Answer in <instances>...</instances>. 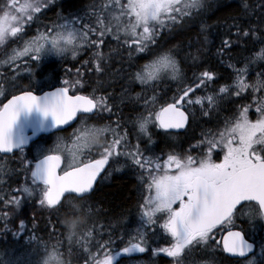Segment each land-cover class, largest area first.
Returning <instances> with one entry per match:
<instances>
[{
    "label": "snow or ice",
    "instance_id": "snow-or-ice-1",
    "mask_svg": "<svg viewBox=\"0 0 264 264\" xmlns=\"http://www.w3.org/2000/svg\"><path fill=\"white\" fill-rule=\"evenodd\" d=\"M53 7H59L57 0H4L0 6V46L17 42L22 46L12 48L3 63L19 68L16 62L22 60L32 76L33 67L39 68L46 57L64 61L70 54L75 60L83 50L94 49L83 66L98 78L86 95L81 93L89 82L80 68L75 70V79H64L59 87L45 85L54 90L42 95L35 94L33 83L13 84L20 95H13L0 110V153L18 150L21 169L30 174V180L12 189L16 194L8 193L7 198L0 195L3 232L11 231L7 225L25 202L36 200L40 209L55 214L60 226L67 228L69 243L76 239L87 253L85 264H124L121 257H127L128 264H143L135 256L144 253H163L172 258V264H189L194 254L201 259L192 264H222L221 257L235 264H264V238H255L257 230L264 228V72L247 82L251 65L264 63V47L243 68L231 62L234 48L250 50L245 45H264V0H259L255 23L251 17L257 9L247 0L237 9L238 15L224 21L227 38L221 37L215 56L231 69L225 76L201 63L211 42L207 35L210 26L201 20L208 10L206 0H108L89 5L83 14L57 12L55 20L42 24L43 30L37 28L36 35L28 37L26 29L40 23ZM197 23L202 40L195 53L190 50L192 44L183 40L169 46L170 38L183 36ZM109 36L118 48L106 54L101 49ZM113 55L122 63L115 74L123 73L119 78L128 83L118 96L106 91L110 81L103 79L113 75ZM125 62L132 71L123 67ZM182 63L196 69L191 78ZM222 79L231 82L221 83ZM167 81L180 87L170 102L160 103L156 90ZM135 83L144 90L133 96L131 86ZM148 90L154 94L149 96ZM245 100L251 103H241ZM124 106L132 116H124ZM33 111L52 118L51 127L40 126L47 132H63V125L71 127L70 122L76 121L78 126L67 138L71 146L57 136L51 147L38 146L33 160L26 159L25 148L34 140L18 124L21 114ZM250 111H254V119ZM221 112L231 115L221 119ZM113 115L115 120H111ZM204 118L215 120L216 128L202 131L201 139L195 144L189 141L187 149L173 143ZM129 125L135 132V143L130 139ZM154 130H162L159 138L165 147L159 151L153 148ZM125 168L136 178L138 223L117 237L123 247L111 232L108 239L102 238V225H93L81 234L75 222L81 215L87 220L93 216L89 201L100 182ZM65 217L74 218L71 230ZM32 223L35 230V217ZM47 227L55 233L51 217ZM19 229L26 231L24 220L19 221ZM162 233L166 234L162 239L167 247L153 248L155 237ZM22 235V231L13 232L18 239ZM28 235L26 243L35 247L0 264H57L63 257L59 241L49 244ZM88 244L95 251L86 247Z\"/></svg>",
    "mask_w": 264,
    "mask_h": 264
},
{
    "label": "trees",
    "instance_id": "trees-1",
    "mask_svg": "<svg viewBox=\"0 0 264 264\" xmlns=\"http://www.w3.org/2000/svg\"><path fill=\"white\" fill-rule=\"evenodd\" d=\"M100 0H57L59 7H53L51 11L47 12L45 20H54L56 19V13L62 12L64 15H69V13H80L82 14L85 10H82L84 7L92 4L93 2L96 3ZM243 0H206L208 5V10L202 15L201 20L207 23L209 27V31L207 35L209 36V40L211 41L207 45L208 51L204 54L201 59V63H203L204 67L210 68L212 70L218 71L221 76H225L231 72V69H228L226 65H223L219 62L218 58L215 56L216 47L219 46L221 37L227 38L224 36L226 31L224 27V21L228 19V17L232 15H238L237 9L242 6ZM247 3L253 6L254 9H257L256 15H252L251 19L252 22L255 23V20L258 18V4L259 0H247ZM97 4V3H96ZM88 22V21H87ZM228 23H231V20H228ZM34 27V26H32ZM37 27L41 30V24H37ZM31 30V29H30ZM236 31L235 28L232 29L234 33ZM32 33V31H31ZM28 33V36L32 34ZM199 33V24H192L191 29L184 34L183 36L177 38H170L169 46L171 44L180 43L182 40L185 43L190 42L192 44V48L190 49L193 53L196 52V49L200 46V41L202 37L198 35ZM27 38V37H25ZM95 38V37H93ZM234 38V37H233ZM107 40V41H106ZM111 41L113 39L111 37L105 38L106 46L113 44ZM110 42V43H109ZM115 45V44H113ZM112 46V45H111ZM264 47V45L255 44V45H245L246 49L250 50H243L240 47H236L233 49V54L235 59L231 62L235 64L236 67L243 68L245 64L248 63L250 60H253L256 53L260 51V49ZM112 50V49H111ZM111 50L108 48H104L102 51L106 54L109 53ZM92 51L94 49H86L83 50L82 53L74 60L72 59L71 55L68 56L67 60H60L59 58H50L48 61L43 62L41 65L44 68H54V76L56 83L60 84L61 81L66 79L65 73L66 69L65 66L68 64H83L85 60H90ZM179 59V57H178ZM121 61V58L118 56L113 55L112 61ZM141 63L146 62V60H141ZM122 65H119L121 67ZM125 69L127 65H123ZM181 67L184 69L185 74L188 78L192 77V72L196 71L194 68L188 67L186 64L182 63ZM119 69V68H118ZM264 72V63L260 61H255L248 72L247 75V82L251 83L256 79L257 73ZM72 73L74 76L72 79L76 78L75 69H72ZM83 76V75H82ZM85 79V76H83ZM221 83H230V80H221ZM136 84V93L142 92L143 86L139 83ZM180 87L175 81H167L162 83L158 88L157 92L160 95V103H164L166 100L170 101L172 95L176 94V89ZM151 90H148V95L151 96ZM198 94H202V91H198ZM247 95V94H245ZM142 103V102H141ZM241 103H251L250 100L241 101ZM140 110H143L142 108ZM253 112V111H251ZM230 112H221L220 118L223 116H230ZM222 119V118H221ZM205 121V122H204ZM204 122V124H203ZM215 120H203L198 123V125H194L192 130L188 133L187 136H180L177 137L174 144L185 143V142H196L200 139L199 130L203 128L211 129V127L216 128L217 122ZM203 124V125H202ZM214 124V126H213ZM162 130H155L157 133L156 138H158V148L161 149L165 147L164 142L159 138V132ZM171 150V149H169ZM33 160V159H32ZM20 164V163H17ZM17 164L10 163L6 160H2L0 158V167L6 165V170L12 173L13 177L6 181V183H0V195H5L7 198V194H16L12 192V189L19 188L25 183L30 180V174L23 171H17L15 166ZM135 198V190L133 186V182L126 176L118 175L115 176L114 179L110 184H104L99 187V190L95 193V195L89 201L90 206L96 211L93 210V216L87 220L85 225L92 227L93 225L96 226H103L102 231H112V223L118 222H125L127 216L130 215V209L133 206V201ZM0 210H2V204H0ZM35 217V225L37 233H33V218ZM49 217H51L52 223L56 225L55 233L47 227ZM63 216H61V220H63ZM24 220L26 225V231L19 229V221ZM7 227L11 229L7 233L3 232L4 229V222L0 221V261L8 260L10 258L15 259L23 256L25 253L30 252L35 245L29 246L26 241L29 238V233L32 235L35 234L37 237L42 238L43 242L54 244L58 241L55 240L56 234L58 233L62 237L67 236V228L61 227L60 222L56 220L55 214L51 213L50 211L40 209L38 206V202L36 200L27 201L24 203L23 207L19 210V212L11 217L10 222L8 223ZM81 234L86 232L87 230H82ZM22 231L23 235L21 238H16L13 236V232ZM104 233V232H103ZM112 233V238L116 239L117 244H120V241L117 239L119 236L116 233V230ZM261 233L264 234L261 230ZM123 234V233H122ZM95 236V232H94ZM95 238H101L96 236ZM103 239H108L107 233H105L102 237ZM76 241V240H75ZM61 246H64V242H59ZM75 246V247H74ZM123 247L122 244H120ZM86 247L91 248V244L86 245ZM64 247L61 248L63 252V257L65 259L71 257L72 264H85V260L88 258V255L85 251L81 249L79 245H71V247H67V250H63ZM66 249V248H64ZM92 251H95L94 248H91ZM10 251V252H9ZM127 262V261H123Z\"/></svg>",
    "mask_w": 264,
    "mask_h": 264
},
{
    "label": "flooded vegetation",
    "instance_id": "flooded-vegetation-1",
    "mask_svg": "<svg viewBox=\"0 0 264 264\" xmlns=\"http://www.w3.org/2000/svg\"><path fill=\"white\" fill-rule=\"evenodd\" d=\"M3 3H4V0H0V6H2ZM27 31H28V33H31L32 30H27ZM33 33L34 32L32 31V33H31L32 35L36 34V33L35 34H33ZM18 43L19 42L10 43L7 46H0V74H3V75H0V85H2V88H3V94L0 95V109H2V107L5 105L7 100H9L13 95L20 94L19 88L13 87L14 83L17 85H28L29 83L35 84L36 88L33 89L35 94H40L43 91H46L49 88H51V87L45 86V85L50 84V83L55 84L56 86H60V84L56 83V81H55V76H54L55 69L54 68H50V67L44 68L42 65L39 68L33 67L34 75L30 76L29 72L27 71V69L24 67V65L22 63V60H18L16 62L18 65H20L19 68H16L15 66H10L8 64L3 63V61L6 60L9 55H11V49L14 48ZM107 48L109 50L116 49L115 47L113 48V46H111V48L109 46H107ZM119 65H122L121 61H119V60L118 61H111L110 72L113 73V75L103 77V79L110 81V86L106 88V91L109 93H112L114 96H118L123 88L128 87L127 79H120L119 78L120 75H124V74L123 73L115 74L116 70L118 68L120 69L122 67V66L119 67ZM123 65H127V63L125 62V63H123ZM77 68L81 69L82 75L85 76V79L88 80V82H89L88 86L81 93V94L86 95L91 91V87L94 86V81L98 77H96L92 72H90L88 70V68L84 67L83 64H68L65 66V69L66 70L70 69L71 71L65 73L66 79H72V77L74 76V74L72 73V69L76 70ZM127 71L130 72V71H132V69H127ZM41 88L43 89V91L40 90ZM69 94H72V92L70 91ZM131 94L133 96L136 94V84H133L131 86ZM123 114L125 117H130L133 115V113L130 111L129 107H127V106L123 107ZM116 118L117 117L115 115L111 116V120H115ZM223 118L224 117H222V119ZM250 118H253V117H251V115H250ZM104 122L106 123L108 121L105 120ZM91 123H98V122L97 121H91ZM71 125H72L71 127L68 126V127L64 128L65 131H63V132H57L56 131V132H51L49 134L40 135L38 139L30 142L28 144V146H26L25 152H24V157L28 160H32L36 156V152H34V150L39 145L43 144L46 147H51L56 142L57 136H61L62 133H67L68 136L70 137L74 128L77 127L78 124L76 121H74V123H72ZM128 127H129V132H130V139H132V142L135 143V132L131 128L130 125ZM153 139L156 140V144L153 145V148H155L157 151H159L158 142H157L158 138H156V135H154ZM68 140H69V146H71V140L70 139H68ZM180 146L182 148L187 149L188 143L187 142L181 143ZM192 154L195 155L196 153L193 152ZM0 158L2 160H6L10 163H13V165H14V164L20 163L21 155L18 152V150H16L13 153H10L7 155L0 153ZM213 158L214 159L216 158L215 154H214ZM122 163H123V161H121V164ZM3 166H5V165H3ZM117 167H119V165H117ZM15 169L17 171L22 172L21 164H17V166H15ZM102 175H103V173H102ZM118 175L126 176L129 179H131L133 182V186L136 184L135 176L132 175L130 170L125 168L124 171H121V172L113 171L111 173V176L108 179L100 182V186L104 185V184H110L112 182V180L114 179V177L118 176ZM134 190H135V188H134ZM133 202H134L133 206L129 210L130 215L127 216V218L125 219V222L128 224H131L134 221H136V222L138 221V216L136 213V203H137L136 192H135V198H134ZM93 210L95 212L96 208H94ZM164 235H166V234L162 233V234H159L155 237V239H157V240H155V243L152 244L153 248L157 247V245H159L160 247H167V244L162 239V236H164ZM146 257H148L149 260L152 257H157L159 260L162 261V264H172V258L165 256L163 253L156 255V256H152L150 253H146ZM197 257L201 259V257L199 255L194 254V256L192 258H190V262L196 260ZM221 258H222V262H224V264H233V262H234V261L228 260L224 257H221Z\"/></svg>",
    "mask_w": 264,
    "mask_h": 264
},
{
    "label": "rangeland",
    "instance_id": "rangeland-1",
    "mask_svg": "<svg viewBox=\"0 0 264 264\" xmlns=\"http://www.w3.org/2000/svg\"><path fill=\"white\" fill-rule=\"evenodd\" d=\"M108 2V0H100V1H97L96 3L97 4H100V3H107ZM96 3H92V4H96ZM92 4H90V5H92ZM88 7H89V5L88 6H86V7H84L82 10H87L88 9ZM83 14V13H82ZM64 15V14H63ZM65 16H67V15H65ZM55 20V19H54ZM51 21H53V20H51ZM50 22V20L48 21V20H45L44 19V17H41V22H40V24L42 25V24H46V23H49ZM85 22H87V20L85 21ZM37 24H39V23H37ZM37 24H34L33 26L34 27H31V30L34 32L33 34H35L36 33V29L38 28L37 27ZM27 31V30H26ZM36 35V34H35ZM35 35H31V36H35ZM31 36H28V37H31ZM27 37V38H28ZM27 38H25V39H27ZM112 38V37H111ZM107 41V40H106ZM113 44H115V45H113V44H111L112 46H113V48L115 47V48H118V45H117V42L113 39V41H111ZM110 43V42H109ZM107 44V43H106ZM106 44L104 43V45L102 46V49L101 50H103L105 47L107 48V46H106ZM22 46V44L19 42L14 48H19V47H21ZM10 53V52H9ZM82 53V52H81ZM70 55V54H69ZM50 58H56L55 56H49V57H47L46 59H45V61H48V59H50ZM44 61V62H45ZM203 94V93H202ZM201 94V95H202ZM223 117V116H222ZM221 117V118H222ZM205 120H208V118H204ZM205 122V121H204ZM204 122H203V124H204ZM215 123H216V121H215ZM214 123V124H215ZM202 124V125H203ZM214 124H213V126H214ZM211 129H214L213 127H211ZM205 130V128H203L202 130H199V134H201V132L202 131H204ZM155 131V130H154ZM65 139H66V143L69 145V140L67 139L68 137H66L65 135L63 136ZM39 146H44L43 144H41V145H39ZM45 147V146H44ZM37 151V148L34 150V152H36ZM13 177V175H12V173H10V172H8L7 170H6V165L5 166H2V167H0V181H2L3 183H6V181H8V180H10L11 178ZM87 223V222H86ZM85 223V224H86ZM133 223V222H132ZM138 223V222H137ZM85 224H83V225H81L79 228H81L82 230H87L90 226H87V225H85ZM137 224H132V225H130V224H126V223H124V222H118V223H115V222H113L112 223V231H110V232H114L115 230H116V233H118L119 235H122V233L124 234L125 232H127V231H129V230H131L132 228H134L135 226H136ZM261 230H262V232L264 233V228H260ZM33 230V233H37L38 232V230H34V228L32 229ZM259 230V229H258ZM257 230V232H256V236L255 237H257V240H260L261 238H264V234H262L261 233V231H258ZM104 233H108V231H103ZM33 235H35V234H33ZM36 236V235H35ZM56 239H58V241L60 242V241H62V243L64 242V244H62V245H64V246H62V247H64V248H66V249H64L63 248V250H67V247H71V245H78L77 244V242L75 241L76 239H73L72 241H71V243H69V240L66 238V237H62V236H60L58 233L56 234V238H55V240ZM57 241V240H56ZM75 247V246H74ZM10 252V251H9ZM138 260H141L142 262H143V264H147L148 263V260H145V259H143V258H138ZM200 260V258H198L197 257V259L196 260H194V261H199ZM221 260H222V258H221ZM124 264H128V260H127V262L126 263H124ZM189 264H192V262H190L189 261ZM222 264H224V262H222ZM233 264H235V262H233Z\"/></svg>",
    "mask_w": 264,
    "mask_h": 264
},
{
    "label": "water",
    "instance_id": "water-1",
    "mask_svg": "<svg viewBox=\"0 0 264 264\" xmlns=\"http://www.w3.org/2000/svg\"><path fill=\"white\" fill-rule=\"evenodd\" d=\"M53 90L54 89L51 88V89L46 90L44 92L53 91ZM42 94L43 93H40L37 95H42ZM17 95H20V94H17ZM11 99H12V97L9 100H11ZM9 100H7L5 105L9 102ZM3 107H2V109H3ZM2 109H0V110H2ZM52 123H53V121H52V118L50 116L45 118V117H43V115L41 113L33 111L31 114H21L18 127L24 128L26 134L29 136H32V139L35 140L39 137V134H41V133H51V131L56 130V129H52L51 131L47 132V131L42 130V128L40 127V126L51 127ZM72 123H74V121L70 122V124H72ZM28 124H32V125H35L37 127H35V128L34 127H25ZM67 126L68 125H63L62 127L64 128ZM179 131H183V130H179ZM33 132H35L36 134L33 135ZM14 151H16V150H14ZM138 255H143V254H137L136 256H138ZM124 258H127V257H121V259H124Z\"/></svg>",
    "mask_w": 264,
    "mask_h": 264
},
{
    "label": "clouds",
    "instance_id": "clouds-1",
    "mask_svg": "<svg viewBox=\"0 0 264 264\" xmlns=\"http://www.w3.org/2000/svg\"><path fill=\"white\" fill-rule=\"evenodd\" d=\"M87 222L86 217L81 215V217L76 220L75 227H80L81 225ZM66 226L71 230L74 227V218L73 217H65ZM57 264H72L71 257L65 259L64 257H59Z\"/></svg>",
    "mask_w": 264,
    "mask_h": 264
}]
</instances>
